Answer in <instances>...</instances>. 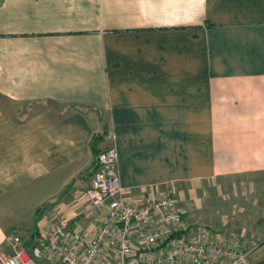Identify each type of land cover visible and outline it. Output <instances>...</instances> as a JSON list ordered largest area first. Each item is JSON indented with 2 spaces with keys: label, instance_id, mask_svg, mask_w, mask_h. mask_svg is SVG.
Returning a JSON list of instances; mask_svg holds the SVG:
<instances>
[{
  "label": "crops",
  "instance_id": "obj_1",
  "mask_svg": "<svg viewBox=\"0 0 264 264\" xmlns=\"http://www.w3.org/2000/svg\"><path fill=\"white\" fill-rule=\"evenodd\" d=\"M109 146L125 198L169 194L184 226L207 187L264 172V0H0V258L19 236L52 264L40 210L93 234L85 193ZM252 245L246 264H264Z\"/></svg>",
  "mask_w": 264,
  "mask_h": 264
},
{
  "label": "built area",
  "instance_id": "obj_2",
  "mask_svg": "<svg viewBox=\"0 0 264 264\" xmlns=\"http://www.w3.org/2000/svg\"><path fill=\"white\" fill-rule=\"evenodd\" d=\"M117 152L109 146L98 152L86 190L89 210L102 209L93 234L70 233L63 214L43 218L37 238V256L52 264H99L105 245L111 248L112 264H246L248 251L215 246L205 226H183L175 199L167 194L142 204L125 198L116 168ZM87 210L86 213H89ZM183 224V225H182ZM81 243L71 245L69 240ZM13 253L0 264H38L19 236L11 238Z\"/></svg>",
  "mask_w": 264,
  "mask_h": 264
},
{
  "label": "rangeland",
  "instance_id": "obj_3",
  "mask_svg": "<svg viewBox=\"0 0 264 264\" xmlns=\"http://www.w3.org/2000/svg\"><path fill=\"white\" fill-rule=\"evenodd\" d=\"M206 190L198 206L201 222L186 224L187 228L207 227L212 244L225 248L245 250L242 244L254 246V242L264 238V234L253 230L264 229V172L226 176L216 188ZM179 210L184 223L183 211ZM19 245L22 247L20 240Z\"/></svg>",
  "mask_w": 264,
  "mask_h": 264
},
{
  "label": "trees",
  "instance_id": "obj_4",
  "mask_svg": "<svg viewBox=\"0 0 264 264\" xmlns=\"http://www.w3.org/2000/svg\"><path fill=\"white\" fill-rule=\"evenodd\" d=\"M99 151H100V150H99ZM99 151H96V152H95V153H96V156H97V154H98ZM95 162H96V160H95ZM34 246H35V245H34Z\"/></svg>",
  "mask_w": 264,
  "mask_h": 264
}]
</instances>
